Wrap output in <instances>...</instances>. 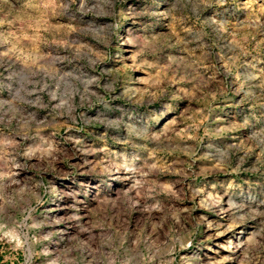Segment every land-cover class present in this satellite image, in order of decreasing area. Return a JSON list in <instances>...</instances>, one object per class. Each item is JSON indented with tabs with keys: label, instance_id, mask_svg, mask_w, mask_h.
<instances>
[{
	"label": "rangeland",
	"instance_id": "374dc122",
	"mask_svg": "<svg viewBox=\"0 0 264 264\" xmlns=\"http://www.w3.org/2000/svg\"><path fill=\"white\" fill-rule=\"evenodd\" d=\"M264 264V0H0V264Z\"/></svg>",
	"mask_w": 264,
	"mask_h": 264
},
{
	"label": "crops",
	"instance_id": "0c3cea01",
	"mask_svg": "<svg viewBox=\"0 0 264 264\" xmlns=\"http://www.w3.org/2000/svg\"><path fill=\"white\" fill-rule=\"evenodd\" d=\"M1 264H4V261H2ZM6 264H14V263L12 261H7Z\"/></svg>",
	"mask_w": 264,
	"mask_h": 264
}]
</instances>
